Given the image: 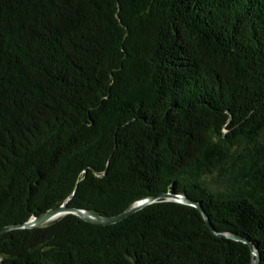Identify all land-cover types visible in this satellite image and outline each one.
Masks as SVG:
<instances>
[{
    "label": "trees",
    "instance_id": "obj_1",
    "mask_svg": "<svg viewBox=\"0 0 264 264\" xmlns=\"http://www.w3.org/2000/svg\"><path fill=\"white\" fill-rule=\"evenodd\" d=\"M150 197L0 264H264V0H0V230Z\"/></svg>",
    "mask_w": 264,
    "mask_h": 264
},
{
    "label": "water",
    "instance_id": "obj_2",
    "mask_svg": "<svg viewBox=\"0 0 264 264\" xmlns=\"http://www.w3.org/2000/svg\"><path fill=\"white\" fill-rule=\"evenodd\" d=\"M161 198L166 199L169 202H176V203H181V204L196 207L195 204L187 202L186 200L179 198V197H176V196L166 195V196H163ZM158 200H159V198H155V197H150V198L144 199V200L138 202L131 210H129V211H127L121 215L115 216V217H103V216H100V215H98L92 211H89V210L72 208L66 202L62 206H60L56 209L50 210L49 212H47V213H45L39 217H34L32 220H30L27 223L20 224V225H13V226L1 229L0 235L4 234L6 232H9L11 230H15V229L43 228V227L50 225L51 223H53L55 221L67 216V215H75V216L83 219L86 222L96 224V225H103V226L115 225V224H118V223L126 220L127 218L136 214L137 212L143 210L147 206L156 203ZM201 211H202L205 219L207 220V223L210 225L207 216L204 214L203 210H201ZM218 235H220V234H218ZM233 238L238 239L237 237H233ZM252 255H253V259H254L253 264H260L259 254L254 247H252Z\"/></svg>",
    "mask_w": 264,
    "mask_h": 264
}]
</instances>
